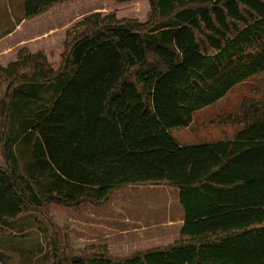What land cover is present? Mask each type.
Returning <instances> with one entry per match:
<instances>
[{
  "label": "trees",
  "instance_id": "obj_1",
  "mask_svg": "<svg viewBox=\"0 0 264 264\" xmlns=\"http://www.w3.org/2000/svg\"><path fill=\"white\" fill-rule=\"evenodd\" d=\"M148 1L149 13L82 18L57 68L26 48L0 66V225L41 212L51 264H264V98L211 121L239 128L229 141L170 135L264 73V0ZM55 2L26 0V19ZM128 186L177 190L172 243L125 258L73 250L43 209L101 206Z\"/></svg>",
  "mask_w": 264,
  "mask_h": 264
},
{
  "label": "crops",
  "instance_id": "obj_2",
  "mask_svg": "<svg viewBox=\"0 0 264 264\" xmlns=\"http://www.w3.org/2000/svg\"><path fill=\"white\" fill-rule=\"evenodd\" d=\"M8 1L10 2L8 13L11 15V21L9 27L0 32L1 67H5L14 62L17 51L22 48L28 49L33 54L43 52L49 62L50 50L55 48L58 49L57 59H59L66 31L89 14L149 13L150 11L148 0H125V2H115L113 0H36V2H57H55L39 17L28 20L25 15L26 0ZM34 6L36 8V3L33 7ZM40 7L42 6H39V8ZM1 82L2 78L0 77V83ZM237 130L238 129L235 130L233 128L217 129L216 138L212 137V139H210V136H208L205 141L199 142V144L190 145H181L175 138L171 137L179 146H196L229 141L234 132ZM172 131L173 130H171L170 133ZM208 135H210V133H208ZM2 162L3 160L0 157V166L3 165L4 162ZM144 188L145 187L136 186L125 187L115 193V195H113L110 200L101 207H93L84 203L77 208L66 209V212L68 215L70 214L72 216V220H75L74 223L76 222L77 226H81L82 228V226H85L87 225L86 223H88L86 231L89 232V235H86V237H78L77 240L100 241L105 238L110 239V236H116V239L125 241V239L129 240L130 236L145 234L144 232L150 228H153L154 231L155 225H153L152 222H150L149 225H144L142 224L144 222H141L143 219L146 220L147 218L144 213V209L146 207H148V211L158 208L167 209L168 212L165 215V220L161 223L164 227L173 230L175 232V236H178V232L183 223V211L178 203L177 190L166 187L175 195L174 201L172 202L170 198H164L162 196L155 197L154 192H156V187H151L150 189H146V191ZM142 194L143 199H141ZM118 200H120V203H113ZM145 201L151 202V205H147ZM111 203L113 204L112 209H107ZM172 205L175 207V214L170 216L169 211ZM143 214L145 215L144 218ZM93 216H97L99 219H96ZM92 217L94 221L97 220V225L101 228L99 237H95L93 235L90 236L92 230H99V228L96 227V223L91 221ZM18 220L19 218L7 220L6 223L12 224V222H16ZM6 223L1 224L0 226H3ZM79 232V235H82L81 229L77 231V234ZM14 235L15 234H12V236ZM21 248L24 249L26 247L22 246ZM9 251H11V253L17 252L20 251V248L13 244H6V240H4L3 237H0V264H9V261H11L12 258V256L8 254ZM10 264L17 263L13 260Z\"/></svg>",
  "mask_w": 264,
  "mask_h": 264
},
{
  "label": "rangeland",
  "instance_id": "obj_3",
  "mask_svg": "<svg viewBox=\"0 0 264 264\" xmlns=\"http://www.w3.org/2000/svg\"><path fill=\"white\" fill-rule=\"evenodd\" d=\"M8 7L10 8V2L8 0H0V32L8 28L10 25L11 15L8 13ZM57 55L58 49L52 48L50 50V63H52L56 68L59 62ZM245 98H264V73L254 76L237 85L218 102L197 111L196 114H194L192 124L189 127L175 129L170 133V135L175 138L179 144L190 145L199 144V142L205 141L208 136H210V139H212V137L216 138L217 129H239L238 127H218L212 124L211 121L218 115L237 112L241 101ZM208 133H210V135H208ZM136 187H145V191L151 187H156V192H154L155 197L162 196L164 198H170L172 202L174 201V193L171 190H168L165 186ZM141 199H143V194L141 195ZM145 202L147 205H151V202ZM113 203H120V200ZM112 207L113 204L111 203L107 209H112ZM147 208L148 207L144 209V213L147 218L146 220L143 219L141 222H144L142 223L144 225H149L150 222H152V224L155 225L154 231L153 228H150L144 232L145 234L130 236L129 240L125 239V241L116 239V236H110V239L105 238L100 241H85L77 239L78 237H86V235H89V232L86 231L88 223H86L87 225L82 226V228L81 226H77L76 222L74 223L75 220H72V216L70 214L68 215L66 212L67 208L54 204H45L43 207V209L47 210V217L53 226L58 229H62L63 227L67 228L66 235L69 238L70 245L73 250H80L88 245H104L107 247L109 254L115 258H125L135 252L164 247L172 243L177 237L175 236V232L173 230H170L162 225L165 220V215L168 212L167 209L158 208L148 211ZM174 209L175 207L172 205L169 211L170 216L175 214ZM145 215L143 214V218ZM93 217L99 219L97 216ZM93 217L91 218V221L96 223V227L99 228L96 222L97 220L94 221ZM18 218L19 220L12 222V224L6 223L3 226H0V237H3L4 240H6V244H13L20 248V251L12 253L11 251L8 252V254L12 256L9 264L13 260H15L17 264H51L52 254L50 250L49 238L46 233L48 225L47 218H45L41 212L24 214ZM80 229L82 231V235H79L80 232L77 234V231ZM100 230L101 228H99V230H92L90 236L93 235L95 237H99ZM12 234L15 235L12 236ZM22 246L26 248L22 249Z\"/></svg>",
  "mask_w": 264,
  "mask_h": 264
}]
</instances>
